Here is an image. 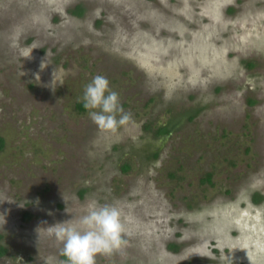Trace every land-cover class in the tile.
<instances>
[{"label":"rangeland","instance_id":"obj_1","mask_svg":"<svg viewBox=\"0 0 264 264\" xmlns=\"http://www.w3.org/2000/svg\"><path fill=\"white\" fill-rule=\"evenodd\" d=\"M0 137V264H63L48 229L94 201L128 241L96 264H264V0H0Z\"/></svg>","mask_w":264,"mask_h":264},{"label":"clouds","instance_id":"obj_2","mask_svg":"<svg viewBox=\"0 0 264 264\" xmlns=\"http://www.w3.org/2000/svg\"><path fill=\"white\" fill-rule=\"evenodd\" d=\"M81 99L91 121L104 132L116 134L123 126L135 123L132 114L124 109L120 93L103 74L92 77ZM48 231L63 244L62 253L67 257L63 264H96L98 255L111 256L128 243L123 209L118 202L94 201L76 222H59Z\"/></svg>","mask_w":264,"mask_h":264},{"label":"trees","instance_id":"obj_3","mask_svg":"<svg viewBox=\"0 0 264 264\" xmlns=\"http://www.w3.org/2000/svg\"><path fill=\"white\" fill-rule=\"evenodd\" d=\"M73 13L77 14V15H81L83 13V9L81 6H77L74 10ZM199 112V109H196L194 111H191L190 114H187V118L188 119H192L197 113ZM176 128L175 123L173 122H168L163 126H159L156 130L157 134L159 135H163V136H169ZM3 147V139L0 137V149ZM154 156H157V153H155ZM128 166H125L124 169L127 170ZM209 178V177H208ZM5 248L0 247V255H2L3 253H5Z\"/></svg>","mask_w":264,"mask_h":264}]
</instances>
